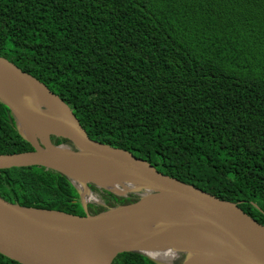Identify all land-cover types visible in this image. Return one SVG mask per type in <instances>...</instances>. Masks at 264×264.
Masks as SVG:
<instances>
[{
	"label": "trees",
	"instance_id": "obj_1",
	"mask_svg": "<svg viewBox=\"0 0 264 264\" xmlns=\"http://www.w3.org/2000/svg\"><path fill=\"white\" fill-rule=\"evenodd\" d=\"M0 56L59 95L91 139L264 224V0H0ZM31 150L0 101V153ZM0 196L86 215L71 179L42 166L0 169ZM0 264L21 263L0 253ZM112 264L158 263L124 252Z\"/></svg>",
	"mask_w": 264,
	"mask_h": 264
},
{
	"label": "water",
	"instance_id": "obj_2",
	"mask_svg": "<svg viewBox=\"0 0 264 264\" xmlns=\"http://www.w3.org/2000/svg\"><path fill=\"white\" fill-rule=\"evenodd\" d=\"M10 75L28 83L41 97L52 102L56 118L51 119L12 88ZM0 101L10 109L20 134L34 147L31 151L0 153V169L42 166L57 171L71 179L86 211L85 216H79L26 207L0 196L1 254L21 264H112L120 253L139 252L163 264L147 249L171 243L195 229H209L218 239L183 252L181 264H201L210 257L219 258L224 264H264L263 223L235 202L164 174L126 149L91 139L59 95L2 56ZM24 130L32 132L38 143L27 137ZM54 137L64 138L66 142L56 144ZM98 174H117L119 181L132 180L141 187L140 192L133 201L104 205L103 210L91 214L77 182L85 181L90 190L89 184L100 188L96 181L88 179ZM102 188L118 197L132 193L118 195ZM166 208H176L179 212L175 211L177 216L161 229L140 234V229ZM39 212L64 214L75 218V222L60 227ZM118 225L129 229L108 242L106 234Z\"/></svg>",
	"mask_w": 264,
	"mask_h": 264
},
{
	"label": "bare ground",
	"instance_id": "obj_3",
	"mask_svg": "<svg viewBox=\"0 0 264 264\" xmlns=\"http://www.w3.org/2000/svg\"><path fill=\"white\" fill-rule=\"evenodd\" d=\"M11 86L16 91L20 92L21 95L33 106L37 109L43 111L48 114L51 119H55V107L53 111V104L49 100L41 97L39 92L29 85L28 83L22 81L18 77L14 75H10ZM66 114L69 117V113L66 110ZM24 133L29 137L34 143L37 142V138L34 136L32 132L24 130ZM117 174H98L94 176H89L88 179L96 181L100 188L102 186L106 187L108 190L118 194L125 195L127 191H132L134 194H138L140 192L141 187L137 186L132 180L129 181H119L116 179ZM86 180V179H85ZM77 186L79 187L83 199L86 202L93 199L95 202L99 204H103L100 202L99 198L93 194V192L88 188L87 183L85 181L77 182ZM175 211H178L176 208H166L163 211L159 212L153 220L145 224L142 229H140V234L142 232H151L154 230L161 229L168 222L172 221L173 218L177 216ZM179 212V211H178ZM43 218L48 221L54 223L57 226L65 227L70 226L75 222V218L64 214L58 213H49V212H39ZM112 228L105 236L108 242L112 241L116 237L120 236L124 232L128 231V227L125 228L122 225H118L114 230ZM125 237V236H123ZM210 239H218L217 234L211 233L209 229H195L192 230L182 237L176 239L175 241L164 244L161 246H156L150 249H147L148 253L156 260L161 263L171 264V260L181 252L187 253L193 251L195 248L201 246L203 242L209 241ZM201 264H224L219 258L210 257L204 259Z\"/></svg>",
	"mask_w": 264,
	"mask_h": 264
},
{
	"label": "rangeland",
	"instance_id": "obj_4",
	"mask_svg": "<svg viewBox=\"0 0 264 264\" xmlns=\"http://www.w3.org/2000/svg\"><path fill=\"white\" fill-rule=\"evenodd\" d=\"M89 186H93V187H94L93 189H91L92 192H93V194L96 195V196L99 198L100 202H103V204H104L105 202H104V200H103V198H102V195H103V194L105 193V191H107V190H105L104 188H98L97 186L92 185V184H89ZM127 195H128V196H131V195H132V196H135V197L137 196V194H134V193H128ZM88 204H95V205H97V206H102L101 204L95 202L93 199L89 200ZM106 205H107V204H106ZM181 258H184V254H183V252H182V253H178V254L174 257V259L171 260V262L174 264V262H175L176 260H179V259H181ZM172 263H171V264H172ZM163 264H168V263H163Z\"/></svg>",
	"mask_w": 264,
	"mask_h": 264
},
{
	"label": "flooded vegetation",
	"instance_id": "obj_5",
	"mask_svg": "<svg viewBox=\"0 0 264 264\" xmlns=\"http://www.w3.org/2000/svg\"><path fill=\"white\" fill-rule=\"evenodd\" d=\"M106 204H107V203L105 202L104 205H106ZM106 206H108V205H106Z\"/></svg>",
	"mask_w": 264,
	"mask_h": 264
},
{
	"label": "built area",
	"instance_id": "obj_6",
	"mask_svg": "<svg viewBox=\"0 0 264 264\" xmlns=\"http://www.w3.org/2000/svg\"><path fill=\"white\" fill-rule=\"evenodd\" d=\"M109 192V191H108ZM102 206H104V204H101Z\"/></svg>",
	"mask_w": 264,
	"mask_h": 264
}]
</instances>
